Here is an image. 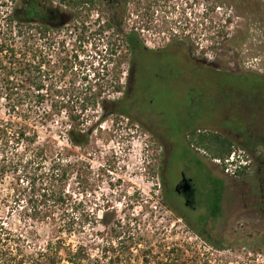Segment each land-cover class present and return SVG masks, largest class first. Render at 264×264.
Segmentation results:
<instances>
[{
	"label": "rangeland",
	"instance_id": "rangeland-1",
	"mask_svg": "<svg viewBox=\"0 0 264 264\" xmlns=\"http://www.w3.org/2000/svg\"><path fill=\"white\" fill-rule=\"evenodd\" d=\"M23 1L2 9H20ZM51 1L66 12L71 11L60 0ZM112 1L97 0L87 18L83 11L70 24L46 36L38 35L46 61L44 92L79 97L101 87L103 97L122 99L123 94L115 87L128 83V50L116 33L96 32L99 24L109 18L107 3ZM125 7L126 12L120 14L123 23L119 29L123 32L133 29L152 47L181 39L183 50L195 63H211L235 74L194 69L178 51L152 62L153 72L160 73L163 79L150 90L149 107L139 100V111L133 106L128 116L111 114L100 124L102 106L88 107L82 128L92 131L85 147L69 143L65 113L55 116L49 126H37L38 143L48 141L60 150L57 159L78 163L63 187L73 202L84 200L74 212L75 217L80 218V213L86 211L89 220L82 232L62 236L63 244L74 250L83 243L87 254L83 264H145L146 260L148 264H253L252 258L257 264H264V168L260 167L264 165V137L245 138L248 146L256 147L251 153L252 167L243 177H227L222 211L214 229L210 222L207 224L208 206L201 203L204 181L196 180L197 209L185 207L195 224L192 227L166 204L159 168L161 135L184 138L187 127L203 125L232 136L240 146L243 141L239 134L225 126L237 128L245 121L256 134H262L264 87L256 86L259 80L254 75L237 74L264 75V0H129ZM116 46L112 53L110 48ZM67 56L74 61L68 69L58 65L59 58ZM5 92L0 81L1 117H7L1 98ZM48 107L46 103L39 105L35 115H41ZM26 158L23 156L24 161ZM52 162L47 160L46 167ZM27 168L29 178L41 171L36 170L35 161ZM20 170L22 167L0 180V214L15 232L34 231V238L29 234L30 250L34 245L43 250L54 225H26L15 208L12 214L9 210L17 189L28 185L29 178ZM215 172L218 178H225L218 166ZM106 214L111 225L114 220L123 222V218L130 221L129 231L122 239H113L110 230L104 232L101 221ZM60 264H67L65 258Z\"/></svg>",
	"mask_w": 264,
	"mask_h": 264
},
{
	"label": "trees",
	"instance_id": "trees-1",
	"mask_svg": "<svg viewBox=\"0 0 264 264\" xmlns=\"http://www.w3.org/2000/svg\"><path fill=\"white\" fill-rule=\"evenodd\" d=\"M8 1L15 3L17 0ZM60 1L66 8L77 13L75 19L77 20L84 14L85 9L88 12L93 10L97 0ZM36 4L37 2H34L31 7L33 10L31 17L33 18L36 17ZM112 27L113 25L108 23L107 28L100 27L98 32L104 34ZM51 31H53L51 27L41 25L35 19L27 20L25 15L19 13L17 6L6 16L0 14V81L6 88V92L1 98L3 99L2 107L7 115V117L0 116V180H3L8 172H18L19 167H22L20 174L29 178L27 167L35 161L36 170L41 171L31 175L27 187L17 189L11 197L14 204L10 205L9 210L12 214L15 208L26 225H29L30 222H45L54 225L53 234L43 250L35 248V245L30 250V245H28L29 234L31 238H34L35 232H15L7 224L6 217L0 214V264H60L64 258L67 264L84 263L87 257L84 244L80 243L73 250L70 246H65L61 240L64 235L71 236L77 231L78 233L82 232L84 225L89 220V213L86 211L80 213V218L75 217L74 212L79 210L84 200L82 199L79 203L73 202L72 195L63 187L73 167L75 168L78 163L72 164L69 161L64 163L61 159H57L56 155L59 154L60 150L48 141L38 143L39 135L36 128L40 125L49 126L55 116L65 113L67 115L65 131L69 143L74 147H85L89 144L92 131L82 128L88 107L92 106L96 109L98 105H101L104 109L99 124L111 114L128 116L133 106L139 111L138 103L141 100L148 103L147 100H150L151 97L150 90L155 87L158 81L163 79L160 73L153 72L152 62L164 55H174L173 53H166L160 56L159 53L147 49L138 34L134 32L123 33L121 43L127 48L131 62H129L130 71L127 76L130 91L127 93L126 85L115 87L117 92L123 94L122 99L110 100L103 97L101 87L99 91L79 97L48 93L43 91L45 87L43 67L46 61L40 49L39 39ZM82 33H85V30ZM81 39L82 35L78 40ZM109 48L107 47V51ZM116 49L117 46L110 48L112 53L116 52ZM182 55L194 69L202 68L208 73L218 75L234 73L222 70L211 63H195L183 52ZM77 57L78 55L75 56V59ZM58 65L68 69L74 65V61L69 59V56L61 57L58 60ZM250 74L259 80L257 87H264V75L255 72L237 75ZM84 79L87 80V77ZM134 91L138 93L137 96L134 95ZM74 98L77 100L78 107L75 105ZM129 99L131 101H128ZM45 103L49 107L45 108L41 115L36 116L37 107ZM149 103L146 106L149 107ZM225 127H230L232 131L243 138L264 137V130L262 134H256L247 121L237 128L229 125ZM185 135L188 136L190 144L204 151L212 159H225L230 155L232 147L237 145L234 138L228 134L212 129L199 132L197 126L187 127ZM240 146L250 153L256 151V147H250L243 142ZM23 156L27 157L26 161H24ZM47 160L53 161L48 168L46 167ZM260 167L264 168V165ZM245 174L247 173L242 171L239 176L243 177ZM82 192L84 197L86 190ZM218 200L219 202L222 200L221 193L218 194ZM23 201L24 205H21ZM58 214L59 218L57 217ZM122 220L123 222L114 220L115 224L111 225L107 219V214L104 215L101 221L104 232L110 230L113 233V239H122L123 234L129 231L130 225V221L126 218ZM100 235L104 236V233H100ZM212 244L221 248L216 243ZM110 246H113V243H110ZM127 249L129 250V248ZM255 260V258L250 259L253 264H257ZM145 264H148V260L145 261ZM158 264L169 263L159 262Z\"/></svg>",
	"mask_w": 264,
	"mask_h": 264
},
{
	"label": "flooded vegetation",
	"instance_id": "flooded-vegetation-1",
	"mask_svg": "<svg viewBox=\"0 0 264 264\" xmlns=\"http://www.w3.org/2000/svg\"><path fill=\"white\" fill-rule=\"evenodd\" d=\"M34 2H37L35 18L31 17V11H33L31 7ZM126 3H129V0H113L112 2L107 3L110 14L109 18L102 22L103 25L99 24L96 32H98L100 27L107 28L109 23L112 24L113 27L112 29H108L106 33H116L114 35L120 37L121 41L123 39V33L128 34L134 32L139 35L143 45L147 49L159 53L160 56L161 54L166 53L176 54L178 51L186 54L183 50L184 43L181 39L170 40L162 47H152L147 45L140 33L135 32L133 29L128 32H123V30L119 29L123 23V19L120 17V14H124V12H126ZM54 4L55 2L51 0H24L23 6L19 9V13L25 15L27 20L35 19L41 25L51 27L52 30L64 27L77 18V13L74 10L66 12L65 9H60V7L57 5L55 6ZM84 12V18H87L89 16L88 10L85 9ZM140 30L142 31V29ZM128 60L131 62V57ZM126 86L128 93V91H130L128 83H126ZM197 127L199 128V132L211 130L207 126L203 125H199ZM245 138L240 136L243 144L248 145ZM160 141L161 159L159 168L161 172L163 195L166 204L174 213L180 214L186 224L194 227L195 224L191 221L185 207L190 210H196L199 206L196 198V180L199 181V178L202 179L206 187L204 190L205 194L203 202L201 203L208 206L206 211L207 224L210 222L211 228L214 229L218 226L222 211L221 206L223 202L225 182L227 177L230 176L223 173L225 178H218L215 172L217 166L214 164L213 159L209 158L204 151L195 148L192 144H190L187 135H185L184 138L175 134L174 138L161 135ZM220 193L222 195V200L219 202L218 194Z\"/></svg>",
	"mask_w": 264,
	"mask_h": 264
},
{
	"label": "built area",
	"instance_id": "built-area-1",
	"mask_svg": "<svg viewBox=\"0 0 264 264\" xmlns=\"http://www.w3.org/2000/svg\"><path fill=\"white\" fill-rule=\"evenodd\" d=\"M14 4L15 3L8 0H0V14L6 16L12 10L10 11L9 9V11L6 12L4 9H2L3 6L8 7V5ZM213 162L221 169L224 174L230 177H238L242 171L246 173L250 171L253 164V156L245 148L234 145L228 157L225 159L216 158L213 159Z\"/></svg>",
	"mask_w": 264,
	"mask_h": 264
}]
</instances>
